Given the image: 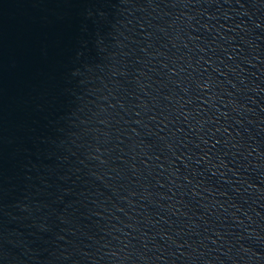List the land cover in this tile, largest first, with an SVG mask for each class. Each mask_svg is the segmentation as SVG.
Here are the masks:
<instances>
[{
	"label": "water",
	"instance_id": "obj_1",
	"mask_svg": "<svg viewBox=\"0 0 264 264\" xmlns=\"http://www.w3.org/2000/svg\"><path fill=\"white\" fill-rule=\"evenodd\" d=\"M0 264H264V0H0Z\"/></svg>",
	"mask_w": 264,
	"mask_h": 264
}]
</instances>
